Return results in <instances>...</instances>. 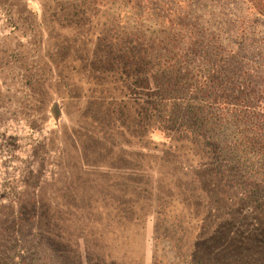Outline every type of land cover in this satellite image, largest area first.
Listing matches in <instances>:
<instances>
[{"label": "rangeland", "instance_id": "rangeland-1", "mask_svg": "<svg viewBox=\"0 0 264 264\" xmlns=\"http://www.w3.org/2000/svg\"><path fill=\"white\" fill-rule=\"evenodd\" d=\"M221 45L264 61V17L243 0H0V264H183L190 243L177 246L157 182L203 160L180 133L205 107L179 110L191 99L153 90L183 74L203 83ZM142 53L148 66L125 59ZM234 203L206 219L233 214L219 235L193 230L195 260L246 264L251 227L264 241V215Z\"/></svg>", "mask_w": 264, "mask_h": 264}, {"label": "trees", "instance_id": "trees-1", "mask_svg": "<svg viewBox=\"0 0 264 264\" xmlns=\"http://www.w3.org/2000/svg\"><path fill=\"white\" fill-rule=\"evenodd\" d=\"M243 1L255 14L264 17V0ZM173 24L178 25V22H173ZM202 40L204 41V38ZM218 50L219 52L209 54L206 60L207 67L202 70L203 83L197 85L199 77L183 74L186 84L171 82L168 85L164 79L160 80L163 85L171 88L161 87L157 92L153 90L154 97L181 93L185 95V99H191L188 102L181 96L182 104L171 103L173 108L177 107L179 110L184 108L191 113H194L193 111L198 113L202 107H205L201 116L193 115L191 125L186 130H181L180 133L187 140L193 138L195 142H199L203 150L200 148L198 151L203 160L195 166L190 164L189 168L180 163L174 166L169 172V174L174 172L173 176H175V183L172 185H168V182L171 183L173 178L169 181L161 179L157 182V197L159 194L160 204H162L160 210L164 212L168 207V221L172 218L174 222H167L172 226V230L176 227L173 230L174 235L181 231L184 234L176 237L177 246L190 243L188 253L180 256L183 264H205L207 259L195 260L194 258L196 254L194 245L198 240L191 236L193 230L196 229L194 231L196 236L202 228H207L210 232L209 239L221 233L222 225L230 223L229 217L233 214L231 215L229 210H224L226 212L219 219L222 220L220 224L212 228L206 226V219L212 215L217 206L219 208L229 207L227 204L235 200L232 206L236 208L239 207L236 202L242 201L245 206H249L248 214L255 209L264 215V61L244 62L245 56L243 58L241 53H236L232 48L228 49L222 45L218 46ZM127 58L128 56L125 55L126 60H132L141 66H148L150 63L146 61L147 57L143 53L138 57ZM144 79L146 85L151 84L149 79ZM210 81L216 83L217 86L214 89L208 88ZM149 93L152 94V91ZM157 102L161 104L160 101ZM208 108L210 110L207 111ZM154 189L151 188L150 192ZM172 189H175L178 194L185 195V203L182 207L162 202L163 198L171 197ZM192 212L195 216L191 214ZM253 214L255 212L251 215ZM185 216L190 221L197 216L203 224L189 225L184 222ZM237 222L239 225L235 229H241L240 224H244L246 218L241 214L237 215ZM251 229H253L252 232L248 234L251 240L245 243L249 251H253V255L244 256V261L246 264H264V241L259 244L251 242L255 238L261 239L262 228L254 226ZM234 235L231 237L232 240L237 239ZM230 243L234 247L241 245L237 241ZM234 247H230L229 251L235 252ZM215 254L217 252L211 253L212 258L217 256ZM210 262L216 264L213 260Z\"/></svg>", "mask_w": 264, "mask_h": 264}]
</instances>
